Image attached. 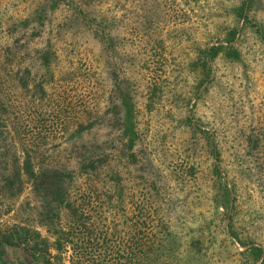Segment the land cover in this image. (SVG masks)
<instances>
[{
    "label": "rangeland",
    "instance_id": "1",
    "mask_svg": "<svg viewBox=\"0 0 264 264\" xmlns=\"http://www.w3.org/2000/svg\"><path fill=\"white\" fill-rule=\"evenodd\" d=\"M263 257L264 0H0V264Z\"/></svg>",
    "mask_w": 264,
    "mask_h": 264
},
{
    "label": "trees",
    "instance_id": "2",
    "mask_svg": "<svg viewBox=\"0 0 264 264\" xmlns=\"http://www.w3.org/2000/svg\"><path fill=\"white\" fill-rule=\"evenodd\" d=\"M242 14V12H241ZM235 35H236V31L235 30H232L230 32V37H229V41L233 40L235 38ZM219 48H224L223 46H211L210 49H205V52H204V55H205V58H214L215 55L217 54V51ZM230 48V47H229ZM127 116L129 119V121L131 120V116H132V110L131 109H127ZM125 131L129 134H133V124L132 122L128 123V125L125 127ZM31 164H30V161L29 159L28 160H23L22 164L20 165V167H18L19 172H23L25 173L26 175H29L33 181H34V184L35 186H39L41 184H44L45 182H43L42 180H40V175H37L33 169L31 168ZM43 176L46 177L45 174H43ZM41 178H42V175H41ZM45 179V178H44ZM49 183H45L44 185H46V187H49L48 186ZM48 193L50 194H53L55 199H57L59 202H65V198H64V193L62 192V189L60 187V184L58 183V181H56V186L54 188H45ZM69 205V204H68ZM4 241H6L8 244H14L13 243V235L9 234L7 236H4L3 238ZM2 240V241H3ZM23 241H25L27 243V241H29L28 239L26 238H22ZM39 242H36L34 246H39ZM62 247V242L60 241V239H57L56 241V248L57 249H60ZM253 249V253H254V259L257 260L259 257H260V249L258 247H255L253 246L252 247ZM3 264H6L3 262ZM47 264H51L50 262H47ZM260 264H264V257L261 261Z\"/></svg>",
    "mask_w": 264,
    "mask_h": 264
}]
</instances>
